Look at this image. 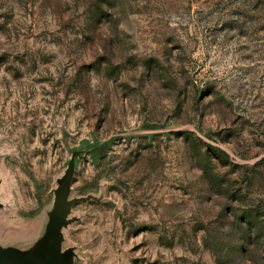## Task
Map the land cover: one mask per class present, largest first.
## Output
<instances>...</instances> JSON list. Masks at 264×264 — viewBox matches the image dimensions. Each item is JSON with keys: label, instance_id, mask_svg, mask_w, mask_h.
<instances>
[{"label": "rangeland", "instance_id": "rangeland-1", "mask_svg": "<svg viewBox=\"0 0 264 264\" xmlns=\"http://www.w3.org/2000/svg\"><path fill=\"white\" fill-rule=\"evenodd\" d=\"M75 150L74 264H264V0H0L1 245Z\"/></svg>", "mask_w": 264, "mask_h": 264}, {"label": "water", "instance_id": "water-1", "mask_svg": "<svg viewBox=\"0 0 264 264\" xmlns=\"http://www.w3.org/2000/svg\"><path fill=\"white\" fill-rule=\"evenodd\" d=\"M91 151L85 152L90 153ZM77 156H80V150H75L72 153L64 175L57 180V186L53 190V204L47 212L48 220L35 247L21 251L0 244V264H74L76 254L73 247H63V231L73 221V218L70 217L72 206L92 198L91 195L69 197L70 182Z\"/></svg>", "mask_w": 264, "mask_h": 264}]
</instances>
